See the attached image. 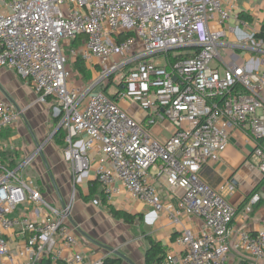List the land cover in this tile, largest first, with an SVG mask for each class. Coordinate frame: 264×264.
<instances>
[{"label": "built area", "instance_id": "2783aa9c", "mask_svg": "<svg viewBox=\"0 0 264 264\" xmlns=\"http://www.w3.org/2000/svg\"><path fill=\"white\" fill-rule=\"evenodd\" d=\"M79 61L88 80L72 67ZM4 68L59 119L72 178L91 174L99 188L94 206L133 200L176 225L182 214L201 220L199 231L177 228L179 250L161 264H228L231 254L264 262V229L232 228L235 179L214 189L200 177L238 130L260 175L245 214L264 199V27L251 30L235 0H0ZM23 114L0 97V134ZM164 123L171 134L160 141L152 128ZM1 151L0 264H105L85 255L73 203H50L23 177L32 158L11 169ZM156 177L179 208L160 199Z\"/></svg>", "mask_w": 264, "mask_h": 264}, {"label": "crops", "instance_id": "0c3cea01", "mask_svg": "<svg viewBox=\"0 0 264 264\" xmlns=\"http://www.w3.org/2000/svg\"><path fill=\"white\" fill-rule=\"evenodd\" d=\"M235 3L236 12L238 14L242 13L250 17L251 21L248 23L250 25V29L256 32H260L264 27V0H235ZM226 41L233 43L235 41V37L233 35L228 36L226 38ZM16 77L19 78L15 74V72L9 68H4L0 75V97L13 103L15 106H17L16 102H18V99L12 96L10 92L12 90H17L18 88ZM2 84H6V89L2 86ZM123 107H126V105L123 104ZM28 108L29 106H26L24 108V112H26ZM137 116L138 118H140V115ZM18 119L12 124L11 127L4 130L0 134V148L2 149L1 153L4 154V158L11 150H16L18 156L13 159L10 158L7 164H9L11 161H14L17 166L25 159L32 158V160L37 159V161L42 162L44 165V162L40 156V153H42L45 160L50 159L52 158V156H54L56 160L62 162V165L57 163L59 171L62 174L68 173L69 177L72 178L71 169L63 159L62 149L59 148V150H57L56 148L58 146H56L55 144L44 145L43 141L45 136L42 131H36L39 135L37 134L35 136L30 132V134L26 135V138H24L26 141H23L22 143L19 142L21 134H14L16 126L18 124ZM8 133H10L11 136L7 138L6 136L8 135L5 134ZM152 134L157 140L163 141L169 138L171 134V128L169 124L164 123L152 128ZM35 141L38 142L39 146L35 145ZM13 145L15 146V148H13ZM37 150L39 152H37ZM251 150L252 142L248 140L240 131L235 130L230 136V143L228 147L221 154L219 160L203 166L200 171L201 179L207 185L214 189L219 188L229 179H235L237 188L235 189L234 194L229 199L232 205L237 207V215L232 227L235 231L248 230L251 232H257L261 229H264V199H261V201L253 208L252 212L249 215L245 214L242 206L243 198L257 186L260 180L259 173L247 163L248 159L250 158ZM3 162L6 165V160ZM27 167L30 168L31 163ZM89 182L95 183L91 174ZM34 184L40 190L42 189L35 182ZM154 185L158 190L160 199L164 203L171 204L173 205V207L179 208L178 197L176 195H171L170 192L167 191L163 181L160 178H155ZM57 188L59 195L55 191L54 187L53 191L56 192L59 202L61 203L60 198L62 199V202H65L63 200V198H65V195L62 196V194L60 193V191L63 192L62 187L57 186ZM258 193L260 196H263L262 189L259 190ZM134 203L136 205V208L133 207L132 204L117 206L120 210L127 211L134 215H142V226L146 231V233L142 237L132 238V236L127 233L128 229L126 230V228H123V230L121 231V227H118L119 225L117 226L118 220H115L113 218L112 220H107L105 226L106 228H102L101 230L99 228L100 224L97 225L94 220L90 221L91 218H89L88 220V217L90 216V213L88 214V212L96 208V206H94L93 208V206L90 205V202L88 204H85L82 200L76 201L73 205L71 215L72 221L75 225L80 226L81 231L85 232L98 242L122 252L134 264H145L144 254L148 248V246H146L147 237H151L154 241L161 243L165 248V254H172L178 252L179 250L178 247L174 245V238L177 233V228H186L196 232L203 227V223L201 222V220L183 214L180 217V223L178 225L173 224L172 222L168 221L164 215L155 213L148 206L142 205L137 202ZM114 204L117 203H113L112 205ZM93 212H95V210H93ZM84 221H86V223H84ZM87 222H89V225L87 224ZM121 224L123 226H127V228L131 227V225H126L123 222H121ZM144 237L145 239L142 241V244L138 245V243H140L141 241L140 239ZM79 238L80 243L84 247L86 256L90 258H98L105 255L107 259H114V256L112 254H109L105 250L88 242L81 234ZM115 264L127 263L123 261H115ZM228 264H264V262L259 261L255 263L250 256L246 255L240 257L231 254L228 260Z\"/></svg>", "mask_w": 264, "mask_h": 264}, {"label": "rangeland", "instance_id": "374dc122", "mask_svg": "<svg viewBox=\"0 0 264 264\" xmlns=\"http://www.w3.org/2000/svg\"><path fill=\"white\" fill-rule=\"evenodd\" d=\"M228 27L235 28V27H240V26H238V24H236L234 20H230ZM63 51L66 52V49H63ZM220 54L222 58L228 59L229 52H224L223 50H221ZM2 86L6 89V84H2ZM17 86H18L17 90H12L10 92L12 96L18 99V102L15 101L17 103L16 107H18V109L20 110H24L26 106H29L27 111L24 112L23 115H20V118L18 119V124L16 126V130L14 132V134L16 135L21 134L20 136L21 138L19 142L22 143L23 141H26L24 138H26L25 137L26 135L30 134V131L32 134H34V136L38 134V132L36 131H42V133L45 136L44 141H43L44 145L55 144L56 146H58L56 148L57 150H59V148L63 149L62 145L58 144V142L54 139V135H53V132L55 131L56 127L59 125L60 121L58 123L55 122L54 115L52 114V110L49 107V105L35 103V99L37 98V96L33 92L31 84L26 79L17 78ZM96 91H98V88L96 89ZM5 135H8L6 136L7 138L11 136L10 133L5 134ZM13 148H15V146ZM15 157H18L16 150L9 151V153L5 157L6 165H8L7 163L9 162L10 158L13 159ZM46 160H47L49 169L55 179V182L57 183V186H60L63 189V192L60 191L62 196L65 195V198H63V200L65 202L70 200L73 203V205L78 200H82L85 204H88L90 202V205L93 206L94 208V205L92 204V200L94 198H98L100 200L102 197L99 194V189L95 188L94 189L95 193L92 195L91 193V190H92L91 183L92 182H88V183L84 181L79 182L78 178L76 179L70 178L68 173L62 174L59 171L58 166H57V163L62 165V162L56 160L54 156ZM22 175L25 178L31 179L39 187H41L42 189L40 191L42 193V196L46 198L50 203L54 202L56 198H58L56 192L53 191L54 189L51 184L50 178L48 176L47 170L42 162L37 161V159L31 160V167L30 168L26 167L23 170ZM84 197H88L87 200L84 199ZM124 200H125L124 196H120L117 198L118 202H124ZM128 203L132 204V206L136 208V205L133 200H129ZM110 205L112 206V208L120 210L117 204H114V205L110 204ZM93 210H95L96 213L93 212ZM93 210L88 212V214L90 213L88 220L89 218H91L90 221L94 220V222L97 225L100 224L99 228L101 230L102 228H106L105 226H106L107 220H112L108 207H106V205L102 203L100 204L99 207H96ZM117 222H118L117 226L119 225L118 227H121V231L123 230V228H126V230L128 229L127 233L130 234L132 238L142 237L146 233L144 227L142 226V219L141 220L136 219L130 228H127V226H123L121 224L122 221H117ZM84 223H86V221H84ZM87 224L89 225V222H87ZM144 239L145 237L141 238L140 239L141 241L140 243H138V245L142 244V241Z\"/></svg>", "mask_w": 264, "mask_h": 264}, {"label": "trees", "instance_id": "16d2710c", "mask_svg": "<svg viewBox=\"0 0 264 264\" xmlns=\"http://www.w3.org/2000/svg\"><path fill=\"white\" fill-rule=\"evenodd\" d=\"M239 18L241 20H243L244 22L249 23L251 21L250 17L248 15L239 14ZM72 67L79 71L82 72L84 74V78L85 80H88L91 75L89 72H87L85 70V67L83 65L82 62H76L75 64L72 65ZM105 91V90H104ZM46 101L49 103L51 102V98L47 97ZM55 122H59V119L56 118ZM64 138H65V132L63 129H59L55 132L54 134V139L58 142L59 145H62V147H64ZM2 159L3 161H5L4 159V154H2ZM8 168H15V163L14 161H11L8 165ZM91 193L92 195L95 193V188L98 189V186L96 183H91ZM99 194L101 195V193L99 192ZM89 197V196H88ZM88 197H84V199L87 200ZM106 207H108L110 216L118 221H122L124 224L126 225H133V223L135 222L136 219L141 220L142 219V215L141 214H131L127 211L124 210H117L112 208V206L110 204H107L105 202H103ZM146 242H147V250L145 251L144 254V262L145 264H161L166 256L165 254V248L162 246L161 243L154 241L151 237H147L146 238ZM105 264H115V260L114 259H106Z\"/></svg>", "mask_w": 264, "mask_h": 264}, {"label": "water", "instance_id": "95a60500", "mask_svg": "<svg viewBox=\"0 0 264 264\" xmlns=\"http://www.w3.org/2000/svg\"><path fill=\"white\" fill-rule=\"evenodd\" d=\"M148 57H149V56H146L145 58H148ZM61 128H62V125H59V126L57 127V130H59V129H61ZM57 130H56V131H57ZM30 132H31V131H30ZM35 145H36V146H39V144H38L37 141H35ZM40 156H41V158H42V160H43V162H44V166H45V168H46V170H47V172H48V175H49L50 181H51V183H52V185H53L55 191H56L57 194L59 195V193H58V188H57V186H56V183H55V180H54V178H53V176H52V173H51V171H50V169H49V166H48V164H47V162H46V160H45V158H44V156H43L42 153H40ZM60 201H61V204H63L61 198H60ZM73 225L75 226L74 222H73ZM79 232H80V234H81V235H82V236H83L88 242H90V243L94 244L95 246H97V247H99V248L105 250V251L108 252L109 254H112V255L114 256V260H115V261H123V262H125V263H127V264H134L130 259H128V257H127L126 255H124L122 252L118 251L117 249L110 248V247H108V246H106V245H104V244L98 242L97 240L93 239L91 236H89L88 234H86L85 232H83V231H81V230H79Z\"/></svg>", "mask_w": 264, "mask_h": 264}]
</instances>
